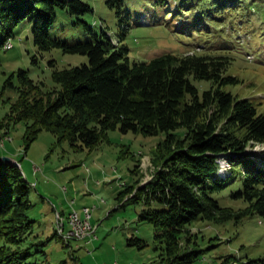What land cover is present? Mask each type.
Returning <instances> with one entry per match:
<instances>
[{
	"label": "trees",
	"instance_id": "16d2710c",
	"mask_svg": "<svg viewBox=\"0 0 264 264\" xmlns=\"http://www.w3.org/2000/svg\"><path fill=\"white\" fill-rule=\"evenodd\" d=\"M105 1L125 31L124 0ZM58 9L84 25L86 40L50 35ZM92 11L83 0H0V50H7L15 28L28 22L41 56L60 48L88 57L64 67L50 60L56 82L51 89L42 88L43 82L35 81L27 68L9 73L3 87L16 88L18 94L0 118V136L21 120L26 123V148L43 129L53 132L57 142L68 140L75 149L95 147L114 128L144 135L164 132L155 147L158 163L153 176L126 184L118 197L129 194L123 203H142L138 218L153 223L161 250L159 259L149 264H193L204 250L198 246L199 232L191 229L194 220L219 223L253 213L264 215V149L250 148L264 144V111L252 98L225 88L241 80L228 72L230 55L166 52L148 60L131 59L129 47L121 43L124 33L117 35L116 44L114 35L105 29L96 31L82 18ZM201 79L209 81L203 89L195 82ZM221 157L231 165L228 173H219ZM19 162H7L0 151V264H47L46 257L32 258L34 246L53 237L64 246L70 242L55 229L47 239L25 244L35 219L28 213L33 205L31 182ZM235 163L241 164V185L229 194L245 202L240 208L223 205L214 195L235 181ZM128 242L147 245L134 235ZM36 251L46 253L43 247ZM223 264H264V257L227 254Z\"/></svg>",
	"mask_w": 264,
	"mask_h": 264
},
{
	"label": "rangeland",
	"instance_id": "374dc122",
	"mask_svg": "<svg viewBox=\"0 0 264 264\" xmlns=\"http://www.w3.org/2000/svg\"><path fill=\"white\" fill-rule=\"evenodd\" d=\"M83 1L93 11L82 18L96 31L105 29L114 35L116 44L120 42L117 35L124 33L121 43L129 47L131 59L148 60L166 52L230 55L228 72L241 80L225 88L240 97L252 98L259 111H264V0H124L123 11L128 17L125 31L116 11L105 0ZM76 21L67 10L58 9L50 35L69 41L86 40L84 25ZM5 46L7 50H0V118L18 94L16 88L3 87L12 71L27 68L35 81L43 82L42 88L51 89L56 82L50 60L55 59L58 67L88 60L86 55L64 53L60 48L41 56L28 22L15 28V36ZM14 81L19 83L17 76ZM195 82L201 89L209 85L204 79ZM25 129V121H17L0 136V151L20 161L31 182L33 205L28 213L35 223L27 232L25 244L47 239L55 229L66 241L57 210L67 216L70 210L80 214L83 208L80 218H86L89 205L94 208L91 222L95 226L90 236L75 237L67 246L57 237L34 246L32 258L46 257L47 264H149L159 259L161 249L154 238L153 223L138 218L142 203H123L129 194L121 198L118 195L126 184L136 179L142 183L153 176L158 163L155 147L164 132L144 135L114 128L95 147L75 149L68 140L57 142L53 132L43 129L26 148ZM250 148L262 150L264 144ZM221 160L219 173H228L231 165L227 159ZM233 167L235 181L214 195L223 205L240 208L245 202L233 199L229 193L241 185V164ZM65 227L69 229L68 219ZM191 229L199 232L198 246L204 248L193 264H223L227 254L243 259L264 257L263 214L219 223L197 219ZM133 235L144 238L147 245L129 244L128 238ZM42 247L46 253L36 251Z\"/></svg>",
	"mask_w": 264,
	"mask_h": 264
},
{
	"label": "built area",
	"instance_id": "2783aa9c",
	"mask_svg": "<svg viewBox=\"0 0 264 264\" xmlns=\"http://www.w3.org/2000/svg\"><path fill=\"white\" fill-rule=\"evenodd\" d=\"M93 209V207L87 205L86 218H78L75 209H72L70 212H68L67 216H63L61 211L57 210V220H59L60 224L64 228V235L66 237V241L73 237H84L87 235L86 233L88 231L95 228L94 224L91 222ZM66 219H73V229H65Z\"/></svg>",
	"mask_w": 264,
	"mask_h": 264
},
{
	"label": "bare ground",
	"instance_id": "6f19581e",
	"mask_svg": "<svg viewBox=\"0 0 264 264\" xmlns=\"http://www.w3.org/2000/svg\"><path fill=\"white\" fill-rule=\"evenodd\" d=\"M9 46V45H8ZM10 47H12V46H10ZM10 47H8V48H10ZM222 160L220 159V162H221ZM87 216V215H86ZM77 217L78 218H80V216H79V214L77 213ZM66 222V221H65ZM60 223V222H59ZM68 224H69V226H70V229H73V219H68ZM61 225V224H60ZM62 226V225H61ZM63 227V226H62ZM63 230V229H62ZM64 233V232H63ZM90 233H92V232H87V235H89L90 236ZM64 238H66L65 237V235H64ZM75 239V237H73V238H71V239H68V241H70V240H74Z\"/></svg>",
	"mask_w": 264,
	"mask_h": 264
},
{
	"label": "water",
	"instance_id": "95a60500",
	"mask_svg": "<svg viewBox=\"0 0 264 264\" xmlns=\"http://www.w3.org/2000/svg\"><path fill=\"white\" fill-rule=\"evenodd\" d=\"M3 159H5L9 163H17V160L10 155H3Z\"/></svg>",
	"mask_w": 264,
	"mask_h": 264
},
{
	"label": "crops",
	"instance_id": "0c3cea01",
	"mask_svg": "<svg viewBox=\"0 0 264 264\" xmlns=\"http://www.w3.org/2000/svg\"><path fill=\"white\" fill-rule=\"evenodd\" d=\"M20 163V162H19ZM21 164V163H20ZM87 207V206H86ZM80 212V214L81 215H83V208H82V212L81 211H79ZM86 213H87V211H86ZM80 214H79V216H80ZM85 217H86V215H85ZM92 217H93V215H92ZM92 217H91V219H92Z\"/></svg>",
	"mask_w": 264,
	"mask_h": 264
}]
</instances>
